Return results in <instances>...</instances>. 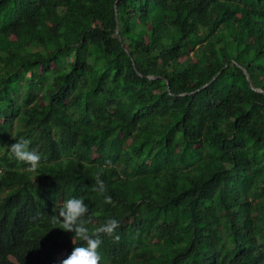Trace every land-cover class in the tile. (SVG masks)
Here are the masks:
<instances>
[{"label":"trees","instance_id":"obj_1","mask_svg":"<svg viewBox=\"0 0 264 264\" xmlns=\"http://www.w3.org/2000/svg\"><path fill=\"white\" fill-rule=\"evenodd\" d=\"M0 170V264L84 244L70 197L98 264H264V0H0Z\"/></svg>","mask_w":264,"mask_h":264},{"label":"clouds","instance_id":"obj_2","mask_svg":"<svg viewBox=\"0 0 264 264\" xmlns=\"http://www.w3.org/2000/svg\"><path fill=\"white\" fill-rule=\"evenodd\" d=\"M29 141L26 139L16 140L11 144L9 151L11 155L20 162H24L31 168H35L41 157L38 152L29 149ZM2 174V170H0ZM94 191L103 195L105 203L111 202V197L104 195L106 187L104 181L100 179L99 175L95 178ZM89 213V206L82 198L70 197L64 201L63 206L59 208L57 220L62 224L66 232L74 234L79 240L84 241V244L73 247L70 254L67 249H62L54 253V264H98L100 260L97 251L101 244L99 233L111 235L113 231L118 228L119 221L115 218H108L104 224L96 228L90 235L89 229L85 225V217ZM71 235V241H72ZM30 243H37L39 246H46L44 242L38 240H31ZM53 244L48 248L52 250ZM10 260L18 263L17 259L10 256Z\"/></svg>","mask_w":264,"mask_h":264},{"label":"water","instance_id":"obj_3","mask_svg":"<svg viewBox=\"0 0 264 264\" xmlns=\"http://www.w3.org/2000/svg\"><path fill=\"white\" fill-rule=\"evenodd\" d=\"M116 16H117V20H118V12L116 11ZM118 36H119V34H118ZM244 71H245V74L247 75V78H248V80L250 81L251 79H250V75H249V73H248V71L246 70V69H244ZM150 78H152V79H154V78H156V77H150ZM217 79V76L210 82V83H208V84H206L205 86H204V88L205 87H207V86H209L212 82H214L215 80ZM254 90H256L255 88H254ZM259 92H263V91H259Z\"/></svg>","mask_w":264,"mask_h":264}]
</instances>
